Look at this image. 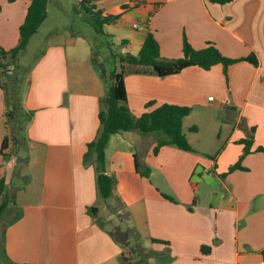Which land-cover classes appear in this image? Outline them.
I'll list each match as a JSON object with an SVG mask.
<instances>
[{"label":"crops","instance_id":"obj_1","mask_svg":"<svg viewBox=\"0 0 264 264\" xmlns=\"http://www.w3.org/2000/svg\"><path fill=\"white\" fill-rule=\"evenodd\" d=\"M32 1L0 0V49L18 45ZM61 1L48 2L47 18L30 42L43 39L39 32L53 6L57 20L72 21ZM71 1L77 17L90 24L82 0ZM92 4L102 16L121 15L104 26L118 52L137 55L151 31L166 59L183 57L187 39L196 50L213 43L231 59L254 54L258 65L235 63L227 76L221 64L210 70L192 66L165 78L128 65L124 80L132 114L141 116L152 101L190 107L183 131L193 150L167 145L155 154L158 134L112 135L106 169L115 184L113 195L103 199L84 155L98 136L107 87L92 64L94 44L86 33L56 29L55 40L29 70L22 95L24 108L35 112L22 149L28 157L23 170L17 169V155L2 151L8 130L0 87V180L7 183L0 203L5 198L16 203L0 218V246L9 260L0 264H121L123 249L107 222L136 228L157 264H264V152L256 151L264 147V0ZM122 40L127 43L120 45ZM250 138L252 152L243 158V169L230 172L244 154L241 141ZM136 162L151 169L150 178L138 173ZM115 203L128 213L126 221L111 210ZM90 207L98 208L95 216Z\"/></svg>","mask_w":264,"mask_h":264},{"label":"trees","instance_id":"obj_2","mask_svg":"<svg viewBox=\"0 0 264 264\" xmlns=\"http://www.w3.org/2000/svg\"><path fill=\"white\" fill-rule=\"evenodd\" d=\"M10 3L17 0H8ZM50 0H33L28 7L27 15L24 23L20 27V40L18 45L11 50L0 49V87L5 93V119L8 134L4 138L2 151L9 150L5 156L17 155L18 165L25 166L28 163V157L19 155V151L26 149L27 127L34 117L35 112L26 110L22 104V95L25 91L23 85L27 80L29 71L24 73V66L19 63L20 54L27 48L32 37L38 32L41 25L48 15V2ZM212 3L225 5L233 0H209ZM79 5L83 8L86 15L90 16L91 25L99 35L105 37V42L110 48H116L111 40V35L105 32L104 26L116 23L120 20L121 15L102 16V12L94 11L92 0H82ZM127 7L124 6V10ZM101 42V43H102ZM126 40H122L120 45L126 44ZM99 48V50H98ZM104 47L101 44L94 43L92 51V64L104 80L107 93L103 100L104 108L101 110L100 130L96 139L87 145V151L84 155V165H93L96 172V181L98 193L103 199H108L113 195L115 179L107 173L106 169V148L112 135L139 131L142 134L156 133L159 135L154 153L158 154L160 149L167 145H174L184 151H192L184 131V118L190 115L192 109L186 106L164 103L156 105L155 101L146 105L148 111L139 117H135L128 106V94L125 84L126 67L132 65L135 67L151 68L159 77L165 78L181 73L184 69L198 66L205 70L221 64L224 68V74L227 76L228 69L231 65L248 61L254 65H258V59L254 54L240 59H231L224 56L213 43H208L203 49H194L187 39L183 43V57L178 59H166L161 56L160 45L155 38L153 32L147 34V38L137 55L130 53L116 52L106 57L105 63L112 66L111 71L107 74L106 67L100 62L102 56L101 51ZM117 49V48H116ZM105 52V51H104ZM104 56V55H103ZM119 62L118 67L115 61ZM156 105V106H155ZM153 107V108H152ZM193 131L196 128H191ZM245 145L244 154L239 162L230 168V172L243 169V158L252 152L253 139H245L241 141ZM256 151L264 152V147H258ZM136 169L145 178H150L151 169L148 166L140 165L136 162ZM7 191V183L5 178L0 180V199L3 198ZM162 196L172 202L175 199L165 193ZM16 206L13 199L5 198L0 203V218L9 206ZM89 212L95 216L98 213L97 207H90ZM127 216L128 213L126 212ZM20 217V216H18ZM110 235L119 246L124 249L130 247V251H136L144 254L146 259L154 258L155 254L152 250L143 252L140 247L141 236L136 228L129 227L122 229L115 227L111 230ZM137 243V248L133 249L131 240ZM154 243H162L169 245L168 242L153 240ZM210 249V247H207ZM205 250V248H203ZM264 254V251H263ZM121 264H129V259L122 254L120 256ZM0 261L8 263L7 253L4 247L0 246Z\"/></svg>","mask_w":264,"mask_h":264},{"label":"rangeland","instance_id":"obj_3","mask_svg":"<svg viewBox=\"0 0 264 264\" xmlns=\"http://www.w3.org/2000/svg\"><path fill=\"white\" fill-rule=\"evenodd\" d=\"M64 6H66L68 8V10H70L71 15H72V21L69 19V17H64L65 20H57V18L55 17V13L58 10L57 6H53L51 8V13H50V19H48L47 23L44 25V27L40 30V35L39 37H42L43 39H33L34 41L29 42L28 44V49L26 48L25 51H23L20 56H19V63L24 66L23 70L24 73L27 74V72L31 69V67L36 63V60L38 59V57L40 56V54L43 52L44 49L47 48V46L52 43L55 38L56 35L54 34V32L56 31V29L59 31H63V32H67V33H79V32H84L86 33V35L88 36V38L94 43L96 44H101V46L104 47V50L101 51V54L105 51L104 56L102 55L100 57L99 60H101L100 62H102L104 64V68L106 67V71L107 74H109V72L112 69V66L108 65L105 63L106 57L110 56L112 53L114 54L116 52V48H110V46L102 41H105V37L103 35H99L95 29L93 28V26L91 25V20H90V24L85 22V20L80 19L79 17H77V12L74 9L73 3L71 0H62L61 1ZM56 10V11H55ZM69 14V12H68ZM70 15V14H69ZM84 17H86V19H90V16L88 15H84ZM102 42V43H101ZM99 50V48H98ZM111 57V56H110ZM111 59H113L111 57ZM115 65L116 67H118L119 62H117V60L115 61ZM27 86L26 82L23 85V88L25 89ZM221 120V119H220ZM223 124V122H222ZM228 129V127L224 126L223 129V136H224V132H226ZM220 130L217 131V133H219ZM154 134V133H152ZM154 135H157L156 133ZM152 135V136H154ZM150 138V137H147ZM20 156H25V153L23 150L19 151ZM25 168V166L22 165H18L17 169L18 170H23ZM199 189L203 190V187L199 186ZM111 210L117 214V217H119V219L122 221H126L127 218V214L126 211L124 210V208L119 205V204H114L112 205ZM113 223V222H110ZM110 223L107 222L108 225V229L113 230L114 227L113 226H117V225H113L110 226ZM122 229H127L126 225H122L121 227ZM140 247L142 248L143 252H149L150 249H147L145 247H143L144 244L141 243V241L139 242ZM131 246L133 249L137 248V243L136 241H134V239L131 240ZM130 247L128 248H124L123 249V253L124 256L126 258L129 259V264H157L155 259H146L144 257V254H139L136 251L132 252L129 250Z\"/></svg>","mask_w":264,"mask_h":264},{"label":"built area","instance_id":"obj_4","mask_svg":"<svg viewBox=\"0 0 264 264\" xmlns=\"http://www.w3.org/2000/svg\"><path fill=\"white\" fill-rule=\"evenodd\" d=\"M134 27H135V28H139L140 25H139L138 23H136V24H134ZM210 100H212V98H210Z\"/></svg>","mask_w":264,"mask_h":264}]
</instances>
